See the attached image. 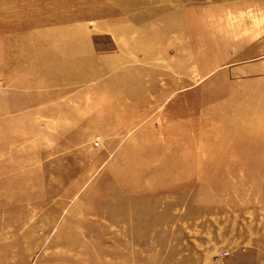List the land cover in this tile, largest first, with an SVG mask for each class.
Wrapping results in <instances>:
<instances>
[{"label": "rangeland", "instance_id": "rangeland-1", "mask_svg": "<svg viewBox=\"0 0 264 264\" xmlns=\"http://www.w3.org/2000/svg\"><path fill=\"white\" fill-rule=\"evenodd\" d=\"M0 6V264H264V0Z\"/></svg>", "mask_w": 264, "mask_h": 264}, {"label": "crops", "instance_id": "crops-1", "mask_svg": "<svg viewBox=\"0 0 264 264\" xmlns=\"http://www.w3.org/2000/svg\"><path fill=\"white\" fill-rule=\"evenodd\" d=\"M259 35H261V36L258 37V38H254V40H252L253 42H255V43H253V42L251 43V44H253L254 47H247L245 50L255 49V48L262 49L264 47V31L263 32L260 31ZM261 37H262V39H261ZM243 40H245V39H243ZM238 51H240V50H238ZM245 69H246L247 72H250V74H248L249 77L248 78H244L243 81L249 82L250 80L254 79V77H252L253 75L255 76L256 73H259V72L262 73L264 71V61L259 62L257 65L246 66ZM237 70H239V69H237ZM239 74L240 73H237L235 75V76H237L236 77L237 81H239L240 77H241ZM255 80H257V79H255ZM262 82H264V81H262ZM262 82L260 80V81H257L255 83L251 82L250 84L251 85H253V84L256 85L257 83L259 84V83H262ZM250 84H246V85L250 86Z\"/></svg>", "mask_w": 264, "mask_h": 264}, {"label": "bare ground", "instance_id": "bare-ground-1", "mask_svg": "<svg viewBox=\"0 0 264 264\" xmlns=\"http://www.w3.org/2000/svg\"><path fill=\"white\" fill-rule=\"evenodd\" d=\"M2 1H3V0H2ZM2 4H3V3H2ZM7 5L9 6L10 4L8 3ZM11 7H14V6H11ZM0 9L2 10L1 12L3 13V15L9 13V12H3V8H2L1 6H0ZM10 26H11V24L9 25V24H6V23L1 22V23H0V30L3 29V28H7V27L10 28ZM13 26L18 27V23L13 24ZM15 61L18 62L19 59L16 58ZM74 77H75V76H74ZM76 77H77V76H76ZM94 97H96V96H94ZM96 99H97V97H96ZM87 107H88V106H87Z\"/></svg>", "mask_w": 264, "mask_h": 264}]
</instances>
